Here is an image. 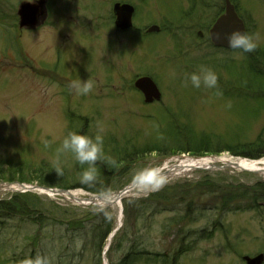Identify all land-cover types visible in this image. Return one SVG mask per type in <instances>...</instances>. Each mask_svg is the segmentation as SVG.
<instances>
[{
  "label": "rangeland",
  "instance_id": "1",
  "mask_svg": "<svg viewBox=\"0 0 264 264\" xmlns=\"http://www.w3.org/2000/svg\"><path fill=\"white\" fill-rule=\"evenodd\" d=\"M115 1L51 0L53 25L20 34L21 0H0V202L12 207L0 211V264L37 256L48 264H129L123 260L131 252H139L140 264L154 252L163 255L158 264L264 257V172L217 160L264 159V0H233L257 45L248 53L211 41L224 0H125L136 7L137 31L112 27L110 36ZM153 23L160 34L138 38ZM201 67L217 74L216 88L186 84ZM141 72L157 78L161 101L145 105L132 88ZM65 79H90L94 87L78 96ZM64 103L75 116L60 115ZM69 132L102 135L116 166L97 162L95 181L83 184L88 165L65 152L60 176L53 161ZM200 143L214 150L186 151H200ZM183 156L215 160L166 177L157 190L130 185L144 169ZM31 184L70 186L79 198L131 191L119 206L82 204L15 186Z\"/></svg>",
  "mask_w": 264,
  "mask_h": 264
},
{
  "label": "clouds",
  "instance_id": "2",
  "mask_svg": "<svg viewBox=\"0 0 264 264\" xmlns=\"http://www.w3.org/2000/svg\"><path fill=\"white\" fill-rule=\"evenodd\" d=\"M225 38L227 39V46L229 48L240 49L244 53L252 52L257 47L253 37L248 35L246 31L236 30L226 37L217 35V39ZM189 81L195 88H200L201 85L207 88H216L218 76L212 69L201 67L198 72L188 74L186 84ZM93 87L94 85L90 79L82 82L74 81L70 85V89H74L75 94L78 96L88 95L93 90ZM44 143L47 144V141H44ZM65 152H71L80 165H88L81 175V183L83 184H90L95 181L97 162L106 163L109 166H116L117 164L115 160L105 155L103 136L99 133L93 138L81 132H69L63 139L61 147L57 149V157L53 161V169L60 176L63 175V169L59 166L60 155ZM165 182V177L161 175L160 170L154 168L144 169L135 177V183L148 190H157ZM23 264H48V260L37 256L34 259H25Z\"/></svg>",
  "mask_w": 264,
  "mask_h": 264
},
{
  "label": "bare ground",
  "instance_id": "3",
  "mask_svg": "<svg viewBox=\"0 0 264 264\" xmlns=\"http://www.w3.org/2000/svg\"><path fill=\"white\" fill-rule=\"evenodd\" d=\"M1 22H0V25H1ZM13 39L15 42L21 44L19 39H17L15 36H13ZM65 80L68 81L67 79H65ZM68 82L71 85L72 82L71 81H68ZM65 85H67V84L65 83ZM170 118H173V117L170 116ZM173 125L175 126V124H173ZM176 128H177V126H176ZM180 133H181V131L178 128V132L176 134H174V136L177 137L176 140H178ZM229 157L230 158L223 157V158H219L217 160H220L224 163H231L237 169L252 168L253 170H259L260 169L261 171L264 172V159L261 161H259V160L258 161H249L248 159L242 158L240 156L237 159H233L231 156H229ZM209 160H215V159H213V158H205V159L204 158L203 159L187 158L186 159V158H184L183 160H179L176 163L163 166V167H165L164 170H160V169L159 170H160L161 175H163L166 179V177H168V176L172 177V176L178 175V174H186L189 171H191L193 168H197V167H201V166L205 167L209 163ZM126 191H127V189L124 192L126 193ZM110 197H112V196L108 195L106 198H93V200H94V203L104 205V204H107L108 200L112 199V198L109 199ZM260 197L262 199V198H264V195H260ZM215 198L219 199L220 197L215 196ZM250 205H254V204H250ZM109 235H110L109 236V238H110L112 236V234H109ZM244 262H245V264H250L249 261H244Z\"/></svg>",
  "mask_w": 264,
  "mask_h": 264
},
{
  "label": "water",
  "instance_id": "4",
  "mask_svg": "<svg viewBox=\"0 0 264 264\" xmlns=\"http://www.w3.org/2000/svg\"><path fill=\"white\" fill-rule=\"evenodd\" d=\"M33 7L27 6L25 9L24 15H32ZM35 10V9H34ZM227 13L222 16L219 21L216 23L215 27L212 30L213 42H215L218 46H227V39H217V35L219 34L221 37H226L231 34L233 31L241 30L245 31V25L241 18L237 15L234 5L228 3ZM124 26V25H123ZM137 85L141 87L145 92L147 97L151 98V94L157 91L154 82L150 78H142L137 82ZM157 97L160 98V95L157 94ZM250 264H261L264 261L263 254L258 256L257 258H247Z\"/></svg>",
  "mask_w": 264,
  "mask_h": 264
},
{
  "label": "trees",
  "instance_id": "5",
  "mask_svg": "<svg viewBox=\"0 0 264 264\" xmlns=\"http://www.w3.org/2000/svg\"><path fill=\"white\" fill-rule=\"evenodd\" d=\"M206 144H208V143H210V141H204ZM201 145H203V146H205V147H203L202 149H200V151H194V149H187L186 148V151H190V152H198V153H201V151H203V150H208V151H210V150H214V148L213 147H206V146H208V145H204L203 143H200ZM163 149V148H162ZM184 149V148H183ZM179 150H181V149H178L177 151L179 152ZM185 150V149H184ZM252 151H253V148L251 149ZM233 153H235L236 154V152L235 151H232ZM63 187H67L66 185H62ZM156 195H157V193H156ZM156 195H154V196H156ZM2 203L5 205V207H3V205H2ZM11 209L12 207H10V202H0V211L1 212H3V213H6L5 211H6V209ZM41 223V222H40ZM38 237H40V236H38ZM40 245V240H38V239H36L35 241H34V246H35V248H37L38 246ZM138 253L139 252H134V253H129V255H127V256H125V259L123 260V263L125 262V261H127V263H129V264H132V263H134V264H140V263H142L141 262V259H143V258H141V256H139L138 255ZM143 253H146V251H143ZM163 259V255H160V253L159 252H154L153 254H151V255H147V263L148 264H158V262H161V260ZM166 264H171V263H168V262H166Z\"/></svg>",
  "mask_w": 264,
  "mask_h": 264
}]
</instances>
